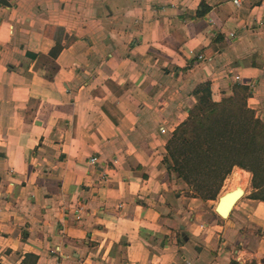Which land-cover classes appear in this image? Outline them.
Instances as JSON below:
<instances>
[{
    "label": "crops",
    "instance_id": "crops-1",
    "mask_svg": "<svg viewBox=\"0 0 264 264\" xmlns=\"http://www.w3.org/2000/svg\"><path fill=\"white\" fill-rule=\"evenodd\" d=\"M205 82L264 122V0H0V264H264L249 172L222 218L163 165Z\"/></svg>",
    "mask_w": 264,
    "mask_h": 264
},
{
    "label": "trees",
    "instance_id": "trees-1",
    "mask_svg": "<svg viewBox=\"0 0 264 264\" xmlns=\"http://www.w3.org/2000/svg\"><path fill=\"white\" fill-rule=\"evenodd\" d=\"M192 94L195 105L166 143L167 173L211 201L237 167L251 174L249 198L264 202V122L247 107L249 89L235 86L233 95L225 97L205 82ZM208 167L213 174L207 173Z\"/></svg>",
    "mask_w": 264,
    "mask_h": 264
},
{
    "label": "rangeland",
    "instance_id": "rangeland-1",
    "mask_svg": "<svg viewBox=\"0 0 264 264\" xmlns=\"http://www.w3.org/2000/svg\"><path fill=\"white\" fill-rule=\"evenodd\" d=\"M166 154H167V152H166ZM234 168H237V167H234ZM234 168L232 169V171H231V173L224 179V181L221 183V186H220V188H219V190H218V193L216 194V196H215V199L214 200H211V201H206L205 199H202L201 198V195L199 194H197L195 191H191L190 190V188H189V191L186 193L187 194V196L188 197H190V198H195V199H197V200H199V201H201V202H206V203H209L211 206H210V208H207V210L208 211H211V210H214V207H215V205L217 204V200H218V198L220 197V196H222L223 194H225L226 193V190H227V187L229 186V181H230V178H231V175H232V172H233V170H234ZM208 171H207V173L208 174H213V169L212 168H210V167H208ZM173 176H175V174H173ZM202 176L204 177V178H206V179H209L208 177H206L205 175H203L202 174ZM214 176V175H213ZM198 177V176H197ZM212 178H214L215 179V177H212ZM252 192V191H251Z\"/></svg>",
    "mask_w": 264,
    "mask_h": 264
},
{
    "label": "water",
    "instance_id": "water-1",
    "mask_svg": "<svg viewBox=\"0 0 264 264\" xmlns=\"http://www.w3.org/2000/svg\"><path fill=\"white\" fill-rule=\"evenodd\" d=\"M236 190L239 191L237 188H236ZM236 190L234 192H236ZM234 194L235 193H233V195ZM242 194H243V192L241 191L238 195H235V196H233V195L231 196L228 193L220 196L217 200V204L214 207L215 213H217L222 218H226L229 215L232 207L235 205V203L238 201V199H240ZM226 196H230V198L228 199L229 202L226 204L225 209L221 210V212H220V210H219L220 204L222 203V201L225 199Z\"/></svg>",
    "mask_w": 264,
    "mask_h": 264
},
{
    "label": "bare ground",
    "instance_id": "bare-ground-1",
    "mask_svg": "<svg viewBox=\"0 0 264 264\" xmlns=\"http://www.w3.org/2000/svg\"><path fill=\"white\" fill-rule=\"evenodd\" d=\"M236 190V189H235ZM234 190V191H235ZM234 191H232V192H228V194L229 195H233V193H235L233 196H235V195H238L240 192H241V190H239V191H237L236 190V192H234ZM230 198V196H226L225 197V199L222 201V203L220 204V207H219V210H220V212H221V210H224L225 209V206H226V204L229 202L228 201V199Z\"/></svg>",
    "mask_w": 264,
    "mask_h": 264
},
{
    "label": "built area",
    "instance_id": "built-area-1",
    "mask_svg": "<svg viewBox=\"0 0 264 264\" xmlns=\"http://www.w3.org/2000/svg\"><path fill=\"white\" fill-rule=\"evenodd\" d=\"M241 1H242V0H232V3H233L235 6H239L240 3H241ZM197 58H198L199 60L203 59L201 55L197 56ZM236 78H237V77H236ZM161 132L164 133V130L161 129ZM95 161H96V160H95L94 158L90 160L91 163H94Z\"/></svg>",
    "mask_w": 264,
    "mask_h": 264
}]
</instances>
